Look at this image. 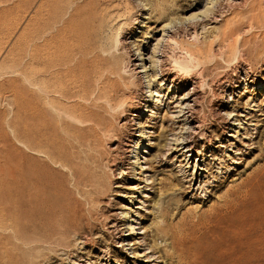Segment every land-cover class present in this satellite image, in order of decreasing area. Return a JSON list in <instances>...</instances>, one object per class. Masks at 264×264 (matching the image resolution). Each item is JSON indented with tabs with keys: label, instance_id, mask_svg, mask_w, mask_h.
I'll return each mask as SVG.
<instances>
[{
	"label": "rangeland",
	"instance_id": "1",
	"mask_svg": "<svg viewBox=\"0 0 264 264\" xmlns=\"http://www.w3.org/2000/svg\"><path fill=\"white\" fill-rule=\"evenodd\" d=\"M47 1L45 5L44 0H0V173H6L12 168L23 177L29 169V159L35 161L36 158L38 165L47 160L45 164L53 170L61 167L62 169L58 167L57 173L60 176L68 172V167L65 169L64 165L54 161L52 165L46 154L45 150L48 151L49 148H53V152L58 150L54 145V136L47 135L50 147L45 150L46 139L38 136L41 126V99L39 89L36 88H39L36 86L39 80L35 74L38 73L39 66L35 65L31 69L30 61L34 58L33 62L37 64L36 61L39 60V56L32 53L37 52L44 37L42 14L47 12L48 7L52 10L57 2L49 0L48 4ZM73 1L82 2L63 0L62 3H57L65 4L64 7L67 8ZM103 1L106 2L105 5L108 4V10L119 11L115 13L113 21L121 24H116L113 30L120 35L122 51L129 56L131 63H140V55L136 57L138 52L135 54L139 47L147 69L149 61L145 46L154 41V36L162 34L166 23L177 20L178 17H187L197 10L196 6L200 3V0H150L153 4H164L167 8L166 16L156 17L154 12L150 13V4H145L149 0ZM88 8L90 4L86 9ZM83 12L85 20L88 19V14L92 15L85 8ZM152 14L153 17L150 16ZM200 18L201 15L196 19L186 20L184 26H175L172 39L164 43L163 50L165 49L167 62L180 69L177 72L185 71L180 75L196 78L199 72L207 70L204 76L206 80L203 81L205 86L199 90L201 98L196 106V115L202 120L198 130L204 132V138H199V132L192 134V151H186L184 144L178 145V141L174 139L176 136L181 138L183 135H191L186 132L188 123L185 117L178 116L175 111L180 105L177 99L182 101V94L192 86L194 80L186 87L178 89L176 86L173 92L172 87L167 86L170 83L163 84L164 91H154V99L157 100L147 106L145 112H137L138 107L129 110L128 115L135 118L136 124L133 125L129 121L124 123L121 142L106 144V165L101 168L104 179L102 189L107 194L104 201L94 203V210H97L86 220L85 232L73 231L63 234V242L59 248L45 249L42 243H38L30 251L25 250L23 254L18 252L24 257L22 264H166L159 250L164 246V239L159 238V249L153 248L156 246L146 249L154 250L155 255H159L158 258L155 255L154 258H144V251L140 250L144 245L153 244L152 228L155 226L154 221L161 219L159 209L164 201L168 203L174 221L184 213L200 212L214 203L228 186L241 182L245 174L262 163L260 156L264 149V0H220L215 20L212 19V22L202 28V24L210 20ZM81 20L83 22V19ZM31 81L36 85L33 86ZM134 89L140 91L138 95H143L138 83ZM30 92L34 96L30 95ZM29 96L32 99L35 97L37 103ZM34 111L39 114L36 115ZM37 116L39 118H36ZM138 120L145 126L143 141H146L147 150L144 158L140 160L145 172L135 175L132 167L136 168V165L131 162L134 161L131 155L136 141H140L143 135L136 136L133 142L131 127L138 126ZM136 132L140 133L137 130ZM63 143L62 146L66 148L67 144L65 145L64 141ZM185 155L190 158L189 164L185 163ZM220 158L224 159L222 166L218 163ZM192 160L194 161L191 162ZM190 164H196V168H199L197 177L193 178L189 174ZM143 176L148 179L142 178ZM126 212L134 215L132 218L136 231L131 236L137 239L133 240L129 235L126 236L128 239H125V243L140 240L143 246L140 245L139 248L137 245L140 242H134L133 246H117V241L122 239L119 236L127 231ZM113 223L117 224L116 229L112 226ZM242 225L243 234L245 228L250 238V263L264 264V238L259 235V230L264 225V215L260 212L250 215L248 222Z\"/></svg>",
	"mask_w": 264,
	"mask_h": 264
},
{
	"label": "bare ground",
	"instance_id": "2",
	"mask_svg": "<svg viewBox=\"0 0 264 264\" xmlns=\"http://www.w3.org/2000/svg\"><path fill=\"white\" fill-rule=\"evenodd\" d=\"M44 1L43 4L46 5V0ZM50 2L47 1L48 4ZM53 2L55 4V1ZM57 2L56 5L53 4L52 10L50 7L47 8L45 16L42 14L44 37L37 52L32 53L38 55L39 60L35 64L33 62L35 59H31L33 61H30V68L39 66L38 73L35 74L39 80L37 85L31 81L33 86H39L35 87L39 89L41 99L39 106L41 115L34 111L36 115L41 116L38 136L46 139L44 150L50 147L48 136H54L56 143L54 145L58 150L53 152L51 151L53 148L51 150L49 148L48 151L45 150L46 154L51 159V164L54 161L64 165V168L68 167V172L62 176L58 175L59 166L53 170L47 163L45 164L47 160L44 162L45 158L42 157L44 158L42 159L44 163L40 162L42 165L36 163L37 158L35 161L29 159L27 163L29 169L23 177L12 168L6 173H0V264H22L24 257L18 252L23 254L25 250L30 251L38 243H42L45 249L59 248L63 242V234L73 231L85 232L86 220L97 210H94V203L104 201L107 194L102 189L104 179L101 168L102 165H106L104 163L107 159L106 144L121 142L124 123L129 121L133 125L136 124L135 118L128 115L129 110L138 107L137 112L140 114L145 112L147 106L154 100L156 102L155 93L164 91L163 84L166 82L170 83L167 86L172 87L173 92L176 86L178 89L186 87L194 80L192 86L182 94V101L177 99L180 105L175 111L178 116L185 117L188 123L186 132L191 135H183L181 138L176 136L175 141H178V145L184 144L186 151H192V134L199 132L201 119L199 120L196 115V106L201 98L199 90L205 86L203 81L207 70L199 72L196 78L180 75L182 71L177 72L180 69L167 62L163 46L173 36V28L184 26L186 20L196 19L199 15L202 17L200 19L210 20L202 24V28L212 22V19L215 20L220 0H200L196 11L185 18L178 17L177 20L166 23L162 34L154 36V41L145 46L148 52V69L139 47L135 54L138 52L136 57L140 55V63H131L129 56L122 51L120 35L113 30L116 24H121L113 21L115 13L119 12L118 9L108 10V4L105 5L106 2L103 0L73 1L67 8L64 7L65 4ZM89 4L90 8L86 9ZM145 4L153 3L149 0ZM150 5L148 8L151 9L150 13L154 12V16H166L167 8L164 4ZM84 8L92 14L87 15V20L83 17L87 13L83 12ZM82 12L85 15H82ZM150 16L153 17V14ZM137 83L143 93L141 96L138 95L140 91L134 89ZM33 98L32 100L36 102V98ZM34 115L31 118L32 122ZM231 118L233 119V116ZM137 124L138 126L131 127L133 129L131 140L134 142L136 136H143L140 137V141H136V147L132 150L131 157L134 161L131 162L136 165V168L132 167L135 175L145 172L143 162L140 160L144 158L147 150L146 141H143L144 123L138 120ZM29 125L31 129V124ZM30 129L29 131L32 130ZM201 132L198 136L203 139L204 132ZM30 135L32 140L33 134ZM35 135L38 137L37 132ZM63 141L65 145L67 144L66 148L62 146ZM187 157L185 155L184 160L189 164L190 158ZM260 157L263 160L260 165L245 174L241 182L228 186L214 203L200 212L184 213L174 221L173 213L168 203L164 201L159 209L161 219L155 220V226L152 228L153 244L144 245L140 249L144 251L142 256L147 259L154 258L155 251H147V248L153 246H156L154 249L158 248L161 238L167 244L164 243V246L158 249L161 250V256L166 260V264H249L250 238L245 228L243 234L242 224L248 222L250 215L259 212L264 215V149ZM223 162L224 159L220 158L218 163L222 166ZM196 164H190L189 174L193 178L199 174ZM129 212L125 213L127 231L121 233L119 238L122 239L117 241L119 242L117 246H126L125 244L133 246L134 242H140L137 245L139 248L141 245L139 239L133 243H125V239L136 231L132 218L134 215ZM116 225L112 224L115 229ZM259 235L264 238V225L261 226ZM131 238L137 239L135 236Z\"/></svg>",
	"mask_w": 264,
	"mask_h": 264
}]
</instances>
